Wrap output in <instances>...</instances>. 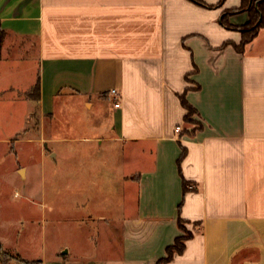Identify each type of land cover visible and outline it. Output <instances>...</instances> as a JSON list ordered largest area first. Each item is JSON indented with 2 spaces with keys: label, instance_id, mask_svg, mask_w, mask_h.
Segmentation results:
<instances>
[{
  "label": "crops",
  "instance_id": "obj_1",
  "mask_svg": "<svg viewBox=\"0 0 264 264\" xmlns=\"http://www.w3.org/2000/svg\"><path fill=\"white\" fill-rule=\"evenodd\" d=\"M262 8L264 0H0V62L13 58L8 39L38 49L31 88L40 82L42 140H59L45 124L72 102L96 113L83 126L95 135L83 139L97 146L62 152L80 169L66 182L70 219L93 215L82 176L98 154L115 175L98 183L109 189L97 253L72 255L66 244L55 261L264 264V24L242 44ZM181 220L191 236L161 261L183 236Z\"/></svg>",
  "mask_w": 264,
  "mask_h": 264
},
{
  "label": "rangeland",
  "instance_id": "obj_2",
  "mask_svg": "<svg viewBox=\"0 0 264 264\" xmlns=\"http://www.w3.org/2000/svg\"><path fill=\"white\" fill-rule=\"evenodd\" d=\"M8 40L4 54L10 53L13 58L0 62V264H26L22 260L39 259L47 264H64L63 260H54L62 245H70L72 255L97 253L96 241H101L105 227L97 215L102 213V197L109 189L106 183L100 187L98 183L115 180V175L98 160L103 154H98L82 176L88 183L83 190L90 197L88 206L93 215L85 220L70 219L75 209L66 182L80 178V169L72 171L69 165L77 159L65 158L62 152L97 146L83 139L95 135L92 129L83 127L88 118L95 117V110L72 102L58 122L45 124V134L54 132L52 138L58 136L59 140H42L36 102L25 96L38 75L37 46L21 43V39ZM192 115L190 123L194 124ZM51 148L61 152L58 159L50 156ZM188 231L185 226L183 236Z\"/></svg>",
  "mask_w": 264,
  "mask_h": 264
},
{
  "label": "trees",
  "instance_id": "obj_3",
  "mask_svg": "<svg viewBox=\"0 0 264 264\" xmlns=\"http://www.w3.org/2000/svg\"><path fill=\"white\" fill-rule=\"evenodd\" d=\"M262 15H261V20L258 23V25H255L254 22H250L246 27H245V38L243 39V43L245 44L247 41H249L251 39V37L255 34L256 29L259 25L264 24V8H262ZM3 37L4 34L2 32H0V58H1V54H2V44H3ZM25 96L28 99L34 100V101H39L41 98V86H40V82L37 81V83L30 88L28 91L25 92ZM183 106L187 109V114L185 115V120L187 122H191V115L196 113V110L186 101V99L184 97H182L181 99ZM185 155V150H183V153L179 159V161L182 159V157H184ZM184 189L185 191L188 189L187 187V183H184ZM180 226L181 229H185V225L183 224L182 220L180 221ZM191 236V232L188 231L186 233L185 236H181L178 237L174 244L169 246L167 248V257L162 259L161 261H169L175 252L181 253L183 252L184 248H185V242L186 240ZM23 263L26 264H37L38 261H28V260H22Z\"/></svg>",
  "mask_w": 264,
  "mask_h": 264
},
{
  "label": "built area",
  "instance_id": "obj_4",
  "mask_svg": "<svg viewBox=\"0 0 264 264\" xmlns=\"http://www.w3.org/2000/svg\"><path fill=\"white\" fill-rule=\"evenodd\" d=\"M108 94L112 97V99L114 101V106L119 107L121 104V92L117 88H113L109 91ZM180 130H181V127L177 126L176 131L179 132ZM37 264H45V263L39 261V262H37Z\"/></svg>",
  "mask_w": 264,
  "mask_h": 264
},
{
  "label": "water",
  "instance_id": "obj_5",
  "mask_svg": "<svg viewBox=\"0 0 264 264\" xmlns=\"http://www.w3.org/2000/svg\"><path fill=\"white\" fill-rule=\"evenodd\" d=\"M0 247H1V243H0Z\"/></svg>",
  "mask_w": 264,
  "mask_h": 264
}]
</instances>
